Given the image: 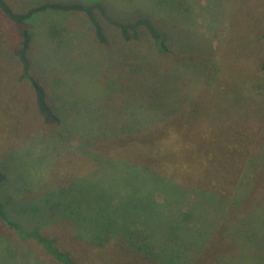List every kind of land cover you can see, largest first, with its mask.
<instances>
[{
  "label": "rangeland",
  "instance_id": "rangeland-1",
  "mask_svg": "<svg viewBox=\"0 0 264 264\" xmlns=\"http://www.w3.org/2000/svg\"><path fill=\"white\" fill-rule=\"evenodd\" d=\"M8 1L18 11L100 1L116 20L149 19L170 47L158 52L144 25L127 41L98 14L104 45L83 13H39L30 56L61 119L52 125L19 77L17 28L0 12V170L8 176L0 201L10 214L55 237L78 264H264V0ZM143 158L149 179L164 166L178 197L152 226L119 209L108 222ZM83 192L93 216L46 210ZM149 195L164 202L159 190ZM198 198V214L184 215ZM0 264L59 263L0 221Z\"/></svg>",
  "mask_w": 264,
  "mask_h": 264
},
{
  "label": "trees",
  "instance_id": "trees-1",
  "mask_svg": "<svg viewBox=\"0 0 264 264\" xmlns=\"http://www.w3.org/2000/svg\"><path fill=\"white\" fill-rule=\"evenodd\" d=\"M49 10L80 12L85 14L88 21L93 27L97 41L104 45L109 44V38L104 25L99 19L98 14H100L111 25L116 26L119 29L122 37L127 41L139 39V27L141 25H144L150 34L151 40L156 50L160 53H168L170 51V47L167 43V35L157 29L149 19L141 18L136 21L116 20L107 13L106 8L100 1H94L91 3L78 1H47L33 6L27 10L18 11L13 8L8 0H0V12L5 15L8 20L13 22L17 28L18 37L13 50L22 67L19 77L20 79L28 81V83L30 84L35 93L36 103L40 112L42 113L44 121L49 124L58 125L61 123V119L59 115L55 113L50 102L48 101V94L45 86L42 84L37 74L33 71L32 59L30 56V47L32 42L31 26L33 25L34 20L37 18V15L39 13ZM262 39H264V32L262 33ZM261 69L262 71H264V59L261 63ZM98 132L103 133L102 130H99ZM147 160L143 158V165H141V167H139L135 172V174L138 173L137 177L135 176L134 179H131V176H133L132 173H130L126 177V184L122 188V190L125 188V192L120 194V192L122 191L120 190V192L117 193L114 206H111L109 209H107V217L109 218L108 222L115 221V214L117 212V209H119L118 211L122 212L125 215L129 212L136 213L137 215H139V218H143L141 221L145 223V226H152L151 224L160 221L155 219L161 218L163 216L162 211L159 210L161 205H166L167 202H170L171 198L178 197L174 196V192L178 188H176V185L172 183V180L168 176L169 172L167 173L165 171L164 166L160 170L152 169L153 172L156 173V175L154 179L148 178L149 176L146 175L148 172L146 167L148 168L149 159L147 158ZM166 170L168 171V166ZM7 181V173L3 170H0V190L5 187ZM199 186L201 185H198L197 187ZM174 188L175 190L172 191ZM155 189L159 190L160 193H163V203L155 200L153 197H151L152 195H149V193L151 194ZM196 191L199 194V197L202 198L203 189L199 187ZM171 192H173V194ZM184 192L186 193V190H184ZM76 195V198L79 199L77 201L74 197L72 199H65L63 198V196H61L62 199L54 198V203H50V205L47 206L46 210L50 212H57L56 214L60 213V217H64L65 215H67L68 217H74L81 213H89V204L93 201V198H91L90 195L86 194L85 192H83L80 197L77 193ZM200 198H198L195 203L192 204L194 208L186 210V212H184V215L193 216L195 214H198V212L195 211L200 210L201 206L204 205L203 202L200 201ZM90 213L93 216L92 212ZM91 215H87L89 217H87V219L84 218L85 220L82 219L81 221L87 224V221L91 220ZM168 217L176 218L178 217V213L176 211H172L169 213ZM0 221L9 230L13 231L20 240H32L36 242L42 248V250L55 262L59 264H78L77 260L69 251L58 247L55 237L43 234L40 231L39 227L25 226L21 221L14 218L10 214L2 201H0ZM182 222L183 221L181 220L180 223ZM171 228L175 232L180 230L179 226L176 227L175 225H172ZM97 238L99 239V241H97L98 245H103L104 240L102 239V235L97 236ZM92 239H95V236H93Z\"/></svg>",
  "mask_w": 264,
  "mask_h": 264
}]
</instances>
